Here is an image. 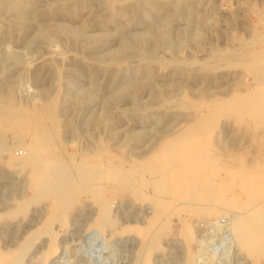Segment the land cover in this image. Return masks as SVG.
I'll return each instance as SVG.
<instances>
[{
    "label": "bare ground",
    "instance_id": "obj_1",
    "mask_svg": "<svg viewBox=\"0 0 264 264\" xmlns=\"http://www.w3.org/2000/svg\"><path fill=\"white\" fill-rule=\"evenodd\" d=\"M193 4L188 0H173L169 6L176 16L185 13L184 15L193 18L196 14V5L194 7ZM161 5L159 0H0V14L9 17L3 24L4 27H1L6 40L15 32L16 35H21L23 41H20L25 42L31 49L49 45L48 43L54 40H63L66 50L80 47L83 55H86L84 57L95 59L97 64L91 63L94 71L100 65L97 55L102 52L99 58L105 62V71L111 78V82L107 81L110 85L102 88L97 78L90 75L94 74V71L85 68L91 77L86 85L88 87L89 83V87H80L76 84L82 89H77L79 92L72 90L75 92L72 93L71 87L76 89V76L86 74L85 69L83 70L85 64L79 60L80 58H75L78 61L75 63L74 59L73 66H76V70L74 67L70 74L67 72L61 74V70H58L57 77L53 79L57 86L52 87L43 83L44 85L38 87L36 98L27 102L18 100L12 86L7 85L10 80L6 84L4 81L0 82V154L7 152V162L5 160L3 162L7 163L9 168H19L25 172L23 186L20 187L17 196L1 205L0 232L12 228L16 231H31L30 235H25L27 237L17 248L6 252L0 250V264H22L34 240L41 235H47L49 238L47 249L45 248L46 251L41 257L42 263L45 262L47 257L57 250L54 223H59L61 231L69 227L73 216L81 210L79 201L81 195L86 196L89 204H94L98 192L100 196L101 193H110L111 197H114L119 196L125 188L133 200L147 206L145 217L143 216L145 225L131 227L133 228L131 231L137 233L141 245L133 264H152L151 257L158 251L161 233L168 222L171 227H176L183 238L188 253L187 264L192 262L194 264L193 252L190 253V249L194 247L196 229H199L201 221L208 218L209 223H212L211 225L214 223L216 227L221 222L226 223L222 229L229 235V239L237 240V245L248 264H264V33H261L264 30V22H261L262 35L258 33L260 38L254 42L255 45L260 43V49L255 45L251 48L247 46L239 57L229 53L222 58L229 68L239 67L242 88L233 91L229 98L221 99L220 96H215L220 97L216 100L210 96V100L213 99L211 102L209 99L199 98L200 102L191 103L194 101L190 102L189 98L173 100V92L174 94L182 92L190 86L188 73L181 71L183 68H179L180 70L176 68L159 80H155L149 62L140 63L137 68H132V71L135 72L136 69L140 76L133 74L138 77L135 78L130 75V80L127 77L124 80V73L128 68H114L115 64L121 65L120 62L125 61L127 57L154 59L159 47L176 52L181 47L197 42L198 31L187 27L174 30V34L180 37L179 40L164 38L165 31L167 34L170 33L171 24L165 19L162 22L153 20L156 15L162 17ZM261 15L259 17L264 16ZM137 25L139 29H132ZM113 27L115 28L111 31L114 32L110 33ZM28 31L32 32L30 38L25 35L29 34ZM19 35L17 40L20 39ZM114 41H118V44L113 43ZM110 43L117 47H109ZM59 51L51 53L50 61L42 65L46 68L59 66L53 61L55 58L67 59L66 52ZM21 55L13 51L0 52V72L5 71L4 64L8 60H20ZM86 64L88 65L87 61ZM128 71L129 74L133 73L130 72L131 68ZM86 78L87 76L83 79ZM249 78L251 82L248 81ZM202 87L204 88V85ZM100 89L105 91L98 100L100 109L95 114L90 115L89 112L92 116L90 121L79 125L72 116H67L61 126L58 117L66 113L67 107L75 111L81 104L97 101L94 100L97 98L95 92ZM58 90L64 92L60 94ZM146 91L148 101L143 99V93ZM201 92L207 93L206 89H202ZM124 101L130 105L127 109L130 111L126 113L123 112ZM112 105H119L121 108L122 112H119L118 118L110 111ZM171 107L179 110L170 112L167 109ZM187 109L200 112L201 117H194L195 112L192 111L184 114L182 111ZM144 112L149 113V116L152 114L156 122L151 123L150 127L145 125V121L138 126L140 124L138 122L139 124L135 123L138 124L136 127L127 130L126 146L123 149L125 156L114 154L112 152L114 146H109L107 141L94 140L93 143H84L81 147L76 143V138L83 133V127L85 125L88 127V124L94 125L97 121L105 124L104 127L109 129L111 135L116 133L119 142L123 136L122 134L121 137L118 136L119 133L116 132L120 127V115H125V118L132 122L131 120ZM131 113L138 116L131 117ZM221 116H225L226 120L220 122ZM231 125L237 127L239 131L247 130L254 136L257 153L252 157L253 161L250 159L252 156L250 151L243 153L240 150L236 151V148L230 149L228 145L221 144L217 137L213 138L215 134L220 135L224 132L231 135L232 131L226 130ZM60 127L72 137L70 146L75 149L78 145V150L70 151L72 153L55 150L54 146L60 139ZM146 128L149 129L148 133ZM7 134L13 135L14 145L11 147L5 143ZM243 139L239 137L235 140L240 145ZM120 147L115 148L121 150ZM125 164L130 166L129 169L123 167ZM131 171L134 174L121 186L122 190L115 191L113 187H108L113 184L112 182L120 183L123 175ZM246 172L252 174L240 178L242 173ZM229 190L231 194L228 193ZM241 193L245 195V200L241 198ZM98 199L102 200L101 197ZM240 199L241 202H237ZM99 201H96L97 206ZM177 205L180 207L175 208ZM182 208L185 209L190 222L178 214L184 211ZM171 209L173 211L176 209V214L171 212ZM91 213L92 221L87 226L88 231L99 232L108 224L110 233L119 232L118 229L114 230L116 223L109 214L107 204L99 205L96 211L93 210ZM37 217L38 224L34 223ZM259 221L263 223L260 230L258 227L254 228Z\"/></svg>",
    "mask_w": 264,
    "mask_h": 264
},
{
    "label": "rangeland",
    "instance_id": "obj_2",
    "mask_svg": "<svg viewBox=\"0 0 264 264\" xmlns=\"http://www.w3.org/2000/svg\"><path fill=\"white\" fill-rule=\"evenodd\" d=\"M22 1H25V0H22ZM159 1L162 4L161 6H163L160 9V12L162 11L160 13L162 14V17L161 15H156L155 19H153V17L152 19L154 20V22H160V21L162 22L165 19V21L168 20L167 22L171 24V26L169 27L170 33L167 34V32L165 31L163 34L164 38L169 37L173 40H177V39L179 40L180 37L174 34L175 32L174 30L187 27L190 30L195 28L194 31H198L197 33L198 40L197 42H192L191 44H188L185 47H181L182 49L180 48L176 52H172L164 47H159L154 59H145V58L139 59L137 57L135 59V57L133 58L127 57L125 61L122 60L123 64L121 61L120 62L121 65L120 64L114 65V68L116 69L128 68L125 70L124 80H126L127 78L128 80H130L129 78L130 75L132 77H135L133 76V74H137V76L139 77L140 75L138 72H136V69H135V72L132 70L134 68H137L140 63L149 62L151 70L153 74L155 75V80L162 79L167 74L169 75L171 72L176 70V68H178V70L183 68L181 69V71L184 70L182 71V73L189 74V76L187 74L188 81L190 84V86H188L189 90L187 88V89L182 90V92H175V94L173 92L172 93L173 100L181 101L182 99L189 98L190 102L191 100L194 101L191 103H195V102L198 103L200 102L201 99L206 98L210 100L211 98L210 96H212V98L216 100L220 99V97L221 99H225L226 97L227 98L231 97L233 94V91L235 92L237 89L242 88L243 85L240 83V78L242 77L241 76L242 74H239L238 72L239 67L235 69L232 67L229 68L227 66V63H225L222 60V58L225 56V54L227 55L229 53H234L236 57H239L243 51H245L248 47L251 48V46L255 45V43L259 40L260 36L262 35L260 34V31L263 30L262 29L263 24H261V22L262 23L264 22L263 21L264 16H262L264 15V0H188L189 2L191 1V4L194 3L193 4L194 7L196 5L195 7L196 14L195 16H193V18L192 16L189 17V15L187 14L184 15L185 13L180 14L179 15L180 17L176 16V13L173 12L169 6V4L173 0H159ZM170 13L173 14L172 17ZM174 14H175V17H174ZM260 14H262L261 16L263 17V19H261L262 17H259ZM3 16H4L3 14H0V32L1 33L3 32L1 31L3 30L1 29V27L3 28L4 27L3 24H5V22H7L9 19V17L7 18L6 16L4 17ZM152 19L150 20L153 21ZM60 20L61 18L58 19V21ZM198 25H203V26L199 28L197 27ZM137 26L132 27V29H139V25ZM114 28L115 27L111 28L109 32L113 33L114 31L112 32L111 30ZM1 33H0V52L12 53L13 51L16 53H20V55L22 53L21 59L20 58L19 59L21 60L23 64L22 63L20 64V60L18 59H13L16 62L19 61V63L17 62L18 64L14 63V61L10 59L11 61L8 60L4 64L5 71L3 72L1 71L2 74L0 72V82L4 81L6 84V82L10 80L9 83H7V85L9 84V86L10 85L12 86L10 87L14 90L20 102H27V101H30L31 99L32 100L35 99L39 91V88L44 84H48L52 87L57 86V83L55 84V82H53V79L57 77V74H56L57 71L61 70L60 71L61 74H66V72L72 73L73 72L72 70L74 69V67H75L74 70H76V66H73L74 62L75 61H76L75 63L78 62L77 59L75 58H78V59L80 58L79 60H81L85 64V65L83 64L85 66L83 70L85 68H89L88 70L93 72L94 68L93 66H91V63H94L95 65L97 64L96 61H94L95 59L92 60L90 58L84 57L86 55H83L80 47L78 48L76 47L72 50L70 49L66 50L64 47L63 40L62 41L54 40V41L49 42L48 43L49 45L46 44L43 47L38 46L40 48L36 47L34 49L33 48L31 49L27 47L25 42H22L23 40L22 38H20L21 35H19L18 33L17 34L19 35V38H20L19 40L16 39L18 35H16V33L14 32L11 38H7L9 41L6 40V38L3 36V33L1 36ZM28 33L29 34H25L26 37L29 36L30 38V34L32 37V32L28 31ZM258 33L260 34V36ZM261 33H264V30ZM256 35L259 37H257ZM14 36L15 38H13ZM117 42L118 41H114L113 43H117ZM113 43H110L109 47L110 46L111 48L117 47ZM255 46L257 49L261 48L260 43ZM54 49L57 51H55ZM59 50L62 52L63 51L66 52L65 54L67 55V59L62 60L61 58H58V57L55 58V60L53 61L57 62L59 66H53V68H48V66L46 68L45 66L42 65V64H45L46 61L47 62L50 61L51 53H57ZM79 50L83 56L81 55ZM100 53H98L97 55V59H99L100 61L98 63L100 65H98L99 67L97 66L98 67L97 70H96L97 67L95 68L96 71H94V74L90 72L91 73L90 75H93L95 79L97 78V82L99 86H101L102 88H106L110 85L111 78L109 77L110 75L105 71V68H104L105 62L102 59L100 60L101 58L100 55H102V52ZM94 56H95L94 58H96V54ZM69 57L70 59H68ZM219 57L222 61L219 59ZM86 61L88 62L89 66L86 64ZM130 68H131L130 72H133L132 74L131 73L129 74L128 70ZM90 69H93V70H90ZM88 70L86 69L84 70V72H86L85 75L81 74L79 76H76L77 77L75 79L76 89L75 88L72 89L71 87L70 91L72 93H75L76 91H78L77 89L81 90L82 88L80 87L82 86H84L85 88L87 87L86 86L87 82H89L91 78L88 75L89 73ZM105 72L107 74H105ZM80 76H81V79H80ZM84 76L85 77L87 76V78L83 79L85 78ZM137 76L135 78H138ZM209 78H210V81H209ZM37 79H39V82L37 81ZM77 79H79V81H77ZM107 81H110V82H107ZM248 81L251 82L250 78L248 79ZM202 82H204V84ZM76 84L80 87H78ZM197 84L200 87H198ZM206 84L208 87L206 86ZM229 84L231 85L229 86ZM203 85H204V88L202 87ZM88 87H89V83H88ZM197 87L198 89H195ZM199 89L200 91H197ZM202 89L204 90L206 89L207 93L203 94L201 92ZM72 90H74L75 92ZM103 91H104L103 89L96 91L99 94L95 92V96H97V98L95 97L94 100H97V101L95 102L93 101L88 104L84 103L85 105L81 104L80 105L81 107L79 106L78 109H75V111H73L74 109H72L71 107H67V105H64L65 108L67 107L65 109L66 113L58 117V121H60L59 123L61 124V126L65 123L64 121L67 118V116L68 117L72 116L75 122L79 125L83 124L85 121L86 122L90 121L92 118V116L90 115L93 113L95 114L100 109L98 100L101 98V96L104 95L105 91L104 92ZM58 92L61 94L64 91L61 92L58 90ZM58 92L56 91V93ZM215 96L216 97L220 96V97L216 98ZM147 97H148V92L146 91L143 93V99L145 101H148L149 98ZM199 98L201 99L199 100ZM211 101H213V99L210 100V102ZM173 102L174 101H172V104H174ZM89 104L91 105L89 106ZM122 104L121 105L124 107V108L122 107L123 112L124 113L129 112L130 110H127L130 108V105L128 104V102L126 101L125 103L124 101L122 102ZM119 107H120L119 105L117 106L112 105L110 108L111 113L114 116H116V118H118L117 115H119V112L121 111V108ZM162 110L165 113V108H163ZM167 110L170 112H175L177 108L171 107ZM191 111H192L191 109L189 110L187 109L182 112H184V114H187ZM89 112H90V115H89ZM148 112L151 113L153 111H148ZM193 112H195L193 114L194 117H198V116L201 117L200 112L192 111V113ZM148 114L149 113L144 112L143 114L139 115L140 116L139 118L138 115H136L138 116L136 117V116H133V113H131V117H136L134 118V120H131L132 122L127 120L125 118V115L124 116L120 115V120H121L120 127H119V130L117 129L116 132L119 133L118 136L119 135L120 137L122 135L123 136H122L121 141L119 142L117 139V134L114 133L113 135H111L108 132L109 129L104 127L105 124L103 125V123L99 121H97L96 124L94 125L88 124V127L87 125H85L83 127L84 129L83 133L76 138L78 142L76 141V139L75 141L79 145V147L84 145V143L91 144L94 142V140L107 141L106 143L109 146H114V148L121 146L120 148L122 152L121 150H116V148L115 149L112 148V152L114 154H117L119 156H125V152L123 155V149H125V146H126L125 136H126L127 130L129 128L133 129V126L138 125L139 123L140 124L138 126H140L144 121H145L144 122L145 125L146 124L149 125L147 127H150L151 123L153 124L156 122L155 118L151 116L152 114L150 115L151 117ZM224 117L225 116H221L220 119L218 118L219 121L220 122L225 121L226 117L225 118ZM148 118H153L154 120L148 119ZM229 121L231 120L229 119ZM135 123H138V124H135ZM236 128L237 127L233 125L228 126L226 130L232 131L234 134L231 132V135H229V133L224 132V133H221L220 135L215 134L213 138L217 137L221 144L223 143L224 145H228L230 149L236 148L235 149L236 151L240 150L243 153L251 152L252 156L250 157V159L251 161H253L252 157H254V154L257 153L256 151L257 144L255 143L256 140L254 139V136L250 135V133H248L247 130L239 131ZM63 130L64 129L60 127V131H61L60 139L57 145L54 146L55 150L60 151V152H67V153H72L70 151L78 150V145H77V148L75 149L70 146V141L72 140L71 139L72 137L69 134H67L66 131L63 132ZM147 130L149 129L146 128V131ZM236 131L239 133H237ZM239 137H242V139L244 138L242 143H240V145L239 143H236V140H235ZM5 139H7L5 140V143L8 146L11 147L14 145V139H13L12 134H7ZM245 150L247 152H244ZM242 152L240 153L242 154ZM7 159H8L7 152L0 154V203H1L0 209H1V205L7 202V200L15 198L17 196L18 191L23 186L22 182L25 177V172L23 170L21 171L19 168L17 169L9 168L10 166L7 163H5L7 162L6 161ZM4 160L5 162H3ZM126 165L127 164H125V166L123 167H127L129 169L130 166L129 165L126 166ZM133 174L134 173L132 171L126 172L123 175L122 177L123 179L120 183L112 182L113 184L109 185L108 187H113L115 191H120V189L122 190L121 186L123 184H126L127 180L131 176H133ZM250 174L252 173H247V172L242 173L240 178H246L248 177L247 175L250 176ZM124 190L125 191L123 192L121 191L119 193V196L111 197L110 193H101V196H100L98 192L97 197H96V201H99L98 199L99 197H101L102 199L100 201H102L103 203L99 201L100 202V203L98 202L99 205L107 204L109 206V214H111V217H113L114 222L116 223L114 226L115 227L114 230L115 229L119 230V232L115 231L117 234L116 233L114 234V232H113L114 235L110 233L111 229L108 224H106L105 228L100 230L99 232L98 231L91 232L87 230V226L89 225L90 221H92L91 212L93 210L96 211V208L99 207V205L98 206L96 205L97 204L96 201L94 204H89L86 196L81 195L79 199L80 204H81V210L78 213H76L75 216H73L72 223L68 225L69 227L64 231H61V228H60L61 226H58L59 223L57 222L54 223V233H56L55 243L57 246L56 252L48 256L46 261L42 263L41 257L43 256L44 252L47 249L46 247L47 240L49 238L47 235L38 236L36 240H34L35 242L32 245V248L28 252V255L26 256L22 264H133L138 252L141 249L140 247L141 245L139 244L140 240H139L137 233L135 231H131L133 229L131 227L132 226L143 227L145 225L144 224V219H145L144 217H145V210H146L145 207L147 206L146 204H141L137 200H133L132 196L127 191V189L125 188ZM228 193L231 194V190H229ZM240 195L242 196L241 198L245 200V195L243 193H241ZM228 196L230 195L228 194ZM237 202H241V199L237 200ZM178 206L179 205H177L175 208H178ZM175 210L173 211L171 209V212H174L176 214ZM184 211H180V213L178 214L181 217H184V219L187 222H190V219L187 216L186 211L185 212ZM143 212H144V215H143ZM177 212H178V209H177ZM170 214H173V213H170ZM38 220L39 219L37 217L34 223L38 224ZM202 222L209 223L210 219L208 218L207 220L201 221L199 229L198 230L196 229L195 241L193 243L194 247L190 249V253L193 252L194 259L192 260L195 261L194 264H248V262H246L245 260V256L243 255V252L237 245V240L229 239L228 237L229 235H227V233H225V231L222 229L224 228L226 224L225 222H221L219 225H217V227L215 226L214 223L213 225H211L212 223L204 225L206 223H202ZM168 223L166 224L170 226V224ZM166 224L164 227L165 229H163V232L161 233V240H160L158 251L157 253L153 254V256L151 257V260H152L151 263L152 264H187L188 253H186L187 251L185 249L186 247L184 245L183 238H181L180 233L176 229V227H173V226L169 227V226H166ZM262 225L263 223L259 221L256 223L254 228L257 229L258 227V229L260 230L262 228ZM218 226L219 227L221 226L220 227L221 229L218 228ZM19 231H16L15 228H12V230H3L0 232V250L1 251L6 252L8 250H13L17 248V246L21 244L20 242L23 241L24 238H26L31 233V231H28L29 233L24 232L22 230H19ZM11 232L13 234H11ZM219 232H220V235H219ZM223 232H224V235L222 236ZM100 233L101 235H99ZM224 237H227V239Z\"/></svg>",
    "mask_w": 264,
    "mask_h": 264
}]
</instances>
